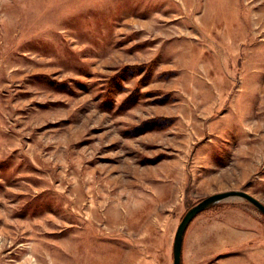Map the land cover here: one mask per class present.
<instances>
[{
    "label": "rangeland",
    "instance_id": "rangeland-1",
    "mask_svg": "<svg viewBox=\"0 0 264 264\" xmlns=\"http://www.w3.org/2000/svg\"><path fill=\"white\" fill-rule=\"evenodd\" d=\"M225 191L264 204V0H0V264H172ZM181 264H264V217L198 214Z\"/></svg>",
    "mask_w": 264,
    "mask_h": 264
},
{
    "label": "water",
    "instance_id": "water-1",
    "mask_svg": "<svg viewBox=\"0 0 264 264\" xmlns=\"http://www.w3.org/2000/svg\"><path fill=\"white\" fill-rule=\"evenodd\" d=\"M229 199H239L247 202L264 217V204L244 191H225L204 198L186 211L176 229L172 244V264H181L184 233L191 221L198 214Z\"/></svg>",
    "mask_w": 264,
    "mask_h": 264
},
{
    "label": "bare ground",
    "instance_id": "bare-ground-1",
    "mask_svg": "<svg viewBox=\"0 0 264 264\" xmlns=\"http://www.w3.org/2000/svg\"><path fill=\"white\" fill-rule=\"evenodd\" d=\"M83 173H85L84 171H81V175L83 174ZM84 176V175H83ZM78 188H82V192L80 193V194H78V197L75 199H73L72 201L75 203V206H79V205H81V200L84 198V196H86V194H88V193H93V190L95 191V193H93V196L92 197H94L95 195H97L98 196V198H100V199H104V201H106V198H108V197H112V196H120V194H115L114 192L117 190V189H115V191H114V188L112 187V189L110 188L109 189V187H106V185H101V186H98L96 189H93V187L91 186V183H90V181L89 180H87V181H85V180H81L80 182H79V184H78V186H77V188H73V190H72V192L75 190V189H78ZM121 188V187H120ZM93 189V190H92ZM124 189V188H123ZM98 198H94V200L92 201V202H94V201H96V199L98 200ZM116 199V197L114 198V197H112V199H110L111 201H114ZM118 200H119V198H118ZM102 204H104V202H102V203H98V201H97V203H95V207H97L98 209H100L101 208V206H102ZM192 222V221H191ZM190 225V224H189ZM188 225V226H189ZM188 226H187V228H188ZM187 230V229H186ZM185 233H186V231H185ZM185 233H184V235H185ZM183 240H184V238H183ZM182 262V261H181Z\"/></svg>",
    "mask_w": 264,
    "mask_h": 264
},
{
    "label": "trees",
    "instance_id": "trees-1",
    "mask_svg": "<svg viewBox=\"0 0 264 264\" xmlns=\"http://www.w3.org/2000/svg\"><path fill=\"white\" fill-rule=\"evenodd\" d=\"M193 221V220H192Z\"/></svg>",
    "mask_w": 264,
    "mask_h": 264
}]
</instances>
